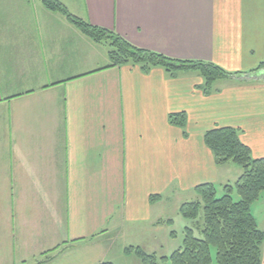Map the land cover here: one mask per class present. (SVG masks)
Masks as SVG:
<instances>
[{
	"label": "crops",
	"instance_id": "obj_1",
	"mask_svg": "<svg viewBox=\"0 0 264 264\" xmlns=\"http://www.w3.org/2000/svg\"><path fill=\"white\" fill-rule=\"evenodd\" d=\"M59 1L138 48L239 74L205 90L195 70L110 67L41 0H0V264L165 257L166 204L243 174L216 164L206 133L236 129L264 159V0ZM251 210L264 231V193Z\"/></svg>",
	"mask_w": 264,
	"mask_h": 264
},
{
	"label": "trees",
	"instance_id": "obj_2",
	"mask_svg": "<svg viewBox=\"0 0 264 264\" xmlns=\"http://www.w3.org/2000/svg\"><path fill=\"white\" fill-rule=\"evenodd\" d=\"M41 1L48 10L60 13L92 41L107 48L110 67L131 65L144 72L160 67L172 76L195 70L204 79L205 90H211L219 80L239 74L212 63L174 60L138 48L120 35L72 15L59 0ZM262 72L264 63L252 71ZM177 117L171 118L172 123L183 126L184 120ZM205 143L212 150L217 165L232 162L242 168L243 174L235 184L223 186L221 195L215 185L205 184L195 189L197 199L182 204L180 215L197 224L195 229L201 237L196 236L194 228L186 227L182 246L169 256L158 258L154 253L133 247L125 250L127 255L134 254L142 264H212V251L215 250L217 264H263L264 231L251 207L264 193V159H254L241 141L240 132L233 128H218L206 133Z\"/></svg>",
	"mask_w": 264,
	"mask_h": 264
},
{
	"label": "rangeland",
	"instance_id": "obj_3",
	"mask_svg": "<svg viewBox=\"0 0 264 264\" xmlns=\"http://www.w3.org/2000/svg\"><path fill=\"white\" fill-rule=\"evenodd\" d=\"M234 182L235 181H232V184ZM217 188H218V194L221 195L222 194V188H220V187H217ZM195 199H197L196 193L191 194L188 191H184L183 193H181V195L179 197H175L174 200H171L168 204H166L165 212L167 214H166L165 220L171 219L174 222L173 231L177 232L178 240L171 243V244L168 243L167 241L164 242L165 243L164 249L159 248L157 251L159 255H162V256L166 255L167 256L168 254H172L175 250L179 249L182 246V244H183V232H184V229L186 227H190V228L195 229L197 224L193 221H188V220L184 219L180 215V211H178V210H180V207L182 206V204H184L186 202L193 201ZM201 216H202V214H201ZM195 231H196V236L201 237V234L199 233V231L197 229H195ZM128 248H130V247H128ZM135 248H138V247H135ZM146 250L150 251V249H146ZM143 251H145V249ZM128 256H131V258L120 259L119 261H117V264H140L141 263L140 260L134 254L128 255ZM212 256H213V263L212 264H217L216 259H215L216 258L215 250L212 251ZM158 258H161V257L158 256ZM161 264H163V263H161Z\"/></svg>",
	"mask_w": 264,
	"mask_h": 264
}]
</instances>
